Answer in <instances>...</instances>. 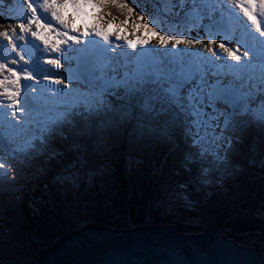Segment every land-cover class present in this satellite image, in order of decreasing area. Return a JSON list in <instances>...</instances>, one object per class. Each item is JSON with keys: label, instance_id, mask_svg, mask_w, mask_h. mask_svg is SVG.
Here are the masks:
<instances>
[{"label": "snow or ice", "instance_id": "obj_1", "mask_svg": "<svg viewBox=\"0 0 264 264\" xmlns=\"http://www.w3.org/2000/svg\"><path fill=\"white\" fill-rule=\"evenodd\" d=\"M109 3L134 11L124 0H23L28 15L0 16L42 41L39 55H26L13 42L14 27L0 30L18 57L12 66L0 57V178L20 158L72 183L90 163L89 145L100 151L108 133L122 129L145 148L166 147L172 174L184 176L181 188L238 173L239 145L249 135V150L259 148L264 163V0H131L139 19L149 14L143 26L151 36H125V45L118 31L95 23L73 29L62 15ZM61 60L69 65L63 73Z\"/></svg>", "mask_w": 264, "mask_h": 264}, {"label": "trees", "instance_id": "obj_2", "mask_svg": "<svg viewBox=\"0 0 264 264\" xmlns=\"http://www.w3.org/2000/svg\"><path fill=\"white\" fill-rule=\"evenodd\" d=\"M3 5L22 13L18 0ZM104 15L121 19L115 8ZM129 131L108 133L100 151L89 145L90 163L72 183L58 182L40 161L11 159L9 176L0 178V264H25L85 222L131 227L165 215L181 225L217 227L264 250V174L258 179L239 171L219 184L181 188L184 176L172 174L166 147L145 148Z\"/></svg>", "mask_w": 264, "mask_h": 264}, {"label": "water", "instance_id": "obj_3", "mask_svg": "<svg viewBox=\"0 0 264 264\" xmlns=\"http://www.w3.org/2000/svg\"><path fill=\"white\" fill-rule=\"evenodd\" d=\"M261 251L225 233L180 231L171 223L89 222L38 250L26 264H259Z\"/></svg>", "mask_w": 264, "mask_h": 264}, {"label": "rangeland", "instance_id": "obj_4", "mask_svg": "<svg viewBox=\"0 0 264 264\" xmlns=\"http://www.w3.org/2000/svg\"><path fill=\"white\" fill-rule=\"evenodd\" d=\"M34 2L38 4L40 2V0H34ZM119 2H121V0H118V3ZM124 2H128L129 6L133 7L134 11H136L137 13L140 12V8L136 7L135 4H132L131 0H124ZM104 8H105V11L107 13H109L111 11V9L109 7H107L106 5L104 6ZM149 8L151 9V5H149ZM121 9L124 11H127L126 9H123V8H121ZM0 11L3 13L2 16H9L8 14H6V12H4L2 7H0ZM87 11H88V9H87ZM62 15L64 16L65 20L69 23L70 27H72L73 29L79 28L81 30H84L85 25H91V24L95 23V24L103 25L105 27V29L111 33H115L117 31L120 32V34H121L120 40H124L125 36L127 37V39H136L137 37L135 36V34L136 35L139 34V31L133 27L135 25V21H133V20H130L127 25L126 24L118 25L116 23H113L109 18H106V17L90 18L89 15H84L83 13L73 12V10L71 8L63 10ZM142 15L144 18L147 19V21H149V14L147 12L143 13ZM0 16H1V14H0ZM136 16L137 15L132 14V17H136ZM41 19H43V18H41ZM44 22L47 23V21H44ZM0 24H2V26L4 27V26L8 25L9 23H8V20L0 19ZM14 25H16V23H11V26H14ZM2 26L0 25V30H2ZM153 26H155V25H153ZM31 27H32V30H36L35 25H32ZM54 27H55V25H54ZM11 28H13V27H9L8 29H11ZM14 28L16 29V33L13 35V42L16 43L17 50L25 53L26 55H28L29 53H36V55H39V51H37V46L42 45V41H39L38 39L32 37L30 33H21L18 25L14 26ZM45 31H50V30H45ZM22 35H23L24 39L21 40L20 37ZM190 38H198V37L196 35H193ZM201 38L203 39V42H205L204 44H206L208 37L205 36V37H201ZM110 39L115 40V35H112L110 37ZM216 39L219 40V37H217ZM81 43H83V41ZM117 43H118V41H117ZM149 43L151 46L159 47L158 38H156V37H152L150 39ZM233 43H235V41H233ZM143 47H148V45H145ZM178 47H185V46L180 45ZM188 47H194L197 49H201L202 51H205V52L207 51L206 49H202V45H194V46H188ZM40 51H43L42 47L40 48ZM217 51H219V50L217 49ZM7 53H11V54H7ZM0 57H6L5 62L8 63L9 66H12L11 65L12 60L18 59V57L15 55V53H12L11 46L9 45L6 37H1V40H0ZM40 58L42 61L43 57L41 56ZM29 59H31V57H29ZM20 63H23V62H20ZM61 64L63 65V67L60 68L58 71L63 73L64 71H66L68 69L67 68L68 63H66L64 60H61ZM47 67H51V66H47ZM19 70L20 69L17 68V71H19ZM31 70L32 69L29 68V71H31ZM33 74L35 75V73H33ZM22 81L23 80H21V82ZM44 83H48V82H44ZM69 83H71V82H69ZM19 116L23 117L21 114H19ZM20 120H23V119L20 118Z\"/></svg>", "mask_w": 264, "mask_h": 264}, {"label": "bare ground", "instance_id": "obj_5", "mask_svg": "<svg viewBox=\"0 0 264 264\" xmlns=\"http://www.w3.org/2000/svg\"><path fill=\"white\" fill-rule=\"evenodd\" d=\"M125 50L128 51V52H131V51L128 50L126 47H125ZM4 53H5V52H4ZM117 55H119V53H118ZM86 224H87V223H85L84 225H86ZM67 229H68V228H67ZM34 255H35V254H34ZM32 258H33V257H32ZM32 258H31V259H32ZM29 261H30V260H29ZM26 263H27V262H26ZM26 263H25V264H26Z\"/></svg>", "mask_w": 264, "mask_h": 264}]
</instances>
